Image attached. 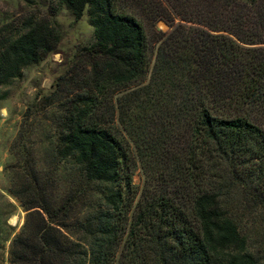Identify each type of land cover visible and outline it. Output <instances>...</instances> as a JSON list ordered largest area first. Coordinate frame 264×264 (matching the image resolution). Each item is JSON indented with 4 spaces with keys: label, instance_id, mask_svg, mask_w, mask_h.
Returning a JSON list of instances; mask_svg holds the SVG:
<instances>
[{
    "label": "trees",
    "instance_id": "16d2710c",
    "mask_svg": "<svg viewBox=\"0 0 264 264\" xmlns=\"http://www.w3.org/2000/svg\"><path fill=\"white\" fill-rule=\"evenodd\" d=\"M52 1L93 31L44 97L72 178L56 197L57 168H22L9 264H264V0ZM59 40L0 28V87Z\"/></svg>",
    "mask_w": 264,
    "mask_h": 264
},
{
    "label": "rangeland",
    "instance_id": "374dc122",
    "mask_svg": "<svg viewBox=\"0 0 264 264\" xmlns=\"http://www.w3.org/2000/svg\"><path fill=\"white\" fill-rule=\"evenodd\" d=\"M31 20L46 21L57 29L60 40L56 53L24 69L20 78L0 87V264H9L11 241L20 232L27 213L20 200L13 195L23 184L22 168L48 172L57 168L58 172L51 180V194L56 197L64 196L67 183L72 178L67 162H57L53 145L45 141L54 133L50 122L54 109L53 105H44V97L54 91L57 78L68 74L72 78L81 75L83 60L76 62L73 59L80 49L93 41L86 12L76 21L65 8L52 0H0V28H4L5 35L21 32L24 24ZM154 28L169 31L161 21ZM147 34H151L148 28ZM73 64L77 67L70 72ZM71 81L66 79L61 94L70 89L68 82ZM142 180V173L137 167L132 176L137 190H140ZM243 215L245 218L240 219L241 227L246 234H253L256 227L246 219L250 214L244 212ZM13 217L16 218L14 223L11 222Z\"/></svg>",
    "mask_w": 264,
    "mask_h": 264
},
{
    "label": "bare ground",
    "instance_id": "6f19581e",
    "mask_svg": "<svg viewBox=\"0 0 264 264\" xmlns=\"http://www.w3.org/2000/svg\"><path fill=\"white\" fill-rule=\"evenodd\" d=\"M15 220H16V218H15V217H13V218H12V220H11V222H12V223H14V222H15Z\"/></svg>",
    "mask_w": 264,
    "mask_h": 264
}]
</instances>
